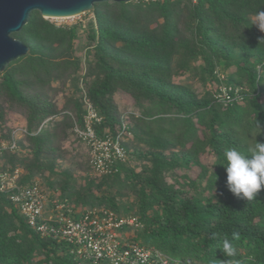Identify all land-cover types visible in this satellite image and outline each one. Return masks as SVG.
I'll list each match as a JSON object with an SVG mask.
<instances>
[{
	"label": "trees",
	"instance_id": "1",
	"mask_svg": "<svg viewBox=\"0 0 264 264\" xmlns=\"http://www.w3.org/2000/svg\"><path fill=\"white\" fill-rule=\"evenodd\" d=\"M179 1L191 2V0ZM209 1L199 0V4L194 5L195 16L199 18L196 30L201 37L202 51L206 53L203 46H208L219 54L223 53L224 49L220 41L214 39L213 31L209 29L208 16L205 14L204 6ZM219 1L220 3L213 4L216 11L210 7L209 11L213 10L215 14L223 12L225 17H232L226 12L227 5L252 7L253 14L264 6V0ZM103 4L113 9H120L122 16L127 19L142 13L150 15L152 19L164 17L165 21L162 24L166 25L170 33H162L161 44L153 43V48L148 50L145 48L146 44L152 41L144 39V44L140 46L145 48L146 53H154L156 47L161 51V47L174 46L176 39L172 32L174 25H172L171 10L173 0H156L148 3L135 1L97 3L94 10L97 11L98 20L101 22V37L104 39L115 35V32L110 25L104 26L105 13L98 9ZM145 5L151 6L150 14L144 12ZM136 6H140L141 9L137 11L136 8L135 12L133 7ZM37 14L39 12L34 11L24 29L13 34L31 47L30 54L14 61L4 73L0 74L3 77L2 85L10 90L13 97L23 102L24 95L19 90L11 69L19 66L20 73L24 74V72L36 71L39 65L45 67L50 64L55 70L56 63L50 58L54 43L71 42L77 36L76 26L69 28L56 26L44 18H39ZM235 21L237 25L231 28V33L234 35L231 36L235 40L246 38L251 42H257L262 37L254 30L245 37L243 30L239 29V24L248 21L242 18H237ZM123 40L130 44L126 45L130 50L137 49L138 52H143L141 47H134L132 41L135 40L131 42H127L126 38ZM78 61L76 68L79 67ZM236 66L241 69L251 86L252 94L249 91L243 100L225 105L214 102L213 98L193 101L160 93L156 102L162 106L167 102L170 106H168L169 110L165 111L163 108L154 110L139 103L140 115L137 116L134 113L119 112L117 105L112 103L113 95L122 86H131L135 91L144 90L147 87L146 83L134 74L121 73L107 61L104 54H101L91 71L85 74L77 73L75 114L70 111L72 117L68 114L64 116L72 118L73 134L86 146L75 131L76 123L83 125L86 114L84 102L86 92L89 100L103 117L102 122L96 127L99 134L102 135L106 131L116 134L126 123L128 131L122 137V141L128 152V160L119 162L117 171L100 175L92 167L86 146L93 177H87L80 187L75 183L77 179H69L66 185H59L48 192L35 178L33 168L29 169L28 166L29 171L23 172L22 182L25 184L40 182L50 200L49 206L57 200L77 209V205L93 201L92 205L99 203V208L112 209L120 216H124L119 212L122 208L128 213L132 211L131 204L122 207L117 200L119 197L128 198L125 190L130 188L138 197V203L133 204L134 212L124 217L137 218L142 227V229L138 227L137 230L145 234L143 240H140L131 233L123 232L125 227L134 226L122 227L121 232L126 234L130 242L155 247L165 254L181 258L184 264H223L227 260L232 261V264H264V189L252 201L237 199L226 186L227 174L224 168L226 149L235 148L250 157L249 149L254 147L257 141L264 142V61L251 62L250 65L244 61ZM94 73H97L99 78L91 82L89 77ZM126 80L128 85L126 82L123 83ZM81 81L85 83L86 88L81 86ZM228 83L240 85L231 80V77L228 78ZM148 88L151 90L150 87ZM144 93L146 94L145 91ZM31 107L32 114L28 115V122L25 125L29 133L25 134L23 139H19V147L15 151L6 150L0 155V170L7 168L14 170L17 164L25 159L26 154L23 152L28 147L25 146L26 144L21 145L22 140L36 143V150L42 151L48 133L52 131L51 124L58 126L62 118L63 121L66 119L64 116L58 119L52 118L55 113L52 114L50 109H40L33 103ZM48 118H50L48 125L43 126ZM12 133L4 134L0 142L11 141ZM138 137L147 143L149 151L143 152L141 149L132 148V143ZM168 149L174 151L166 154L165 150ZM141 159L146 160L147 163L142 171H137L133 164L136 161L140 162ZM6 160L10 164H6ZM181 167L185 169L198 167L199 173L195 176L188 172L179 175L176 170ZM59 188L63 190L62 193L58 192ZM234 231L240 233L239 240L232 239ZM213 233L218 235L213 238ZM225 237L236 248L233 257H227L220 249ZM250 256L254 257L253 261L248 260ZM0 264H92V262L78 257L73 251V246L68 242L42 236L29 225L27 218L9 196L0 193Z\"/></svg>",
	"mask_w": 264,
	"mask_h": 264
},
{
	"label": "rangeland",
	"instance_id": "2",
	"mask_svg": "<svg viewBox=\"0 0 264 264\" xmlns=\"http://www.w3.org/2000/svg\"><path fill=\"white\" fill-rule=\"evenodd\" d=\"M173 1L171 10L173 11L172 25L174 26L172 28L174 30L172 32H174L176 42H174L173 47H161V51L156 47L154 53H146V50L153 48V43L155 45L161 44L160 35L162 33H170L166 25L162 24L165 21L164 17L152 19L149 17L150 15L147 16L142 13L127 19L122 16L120 9H113L106 4L100 5L98 9L104 12L103 15L106 16L103 22L105 23L104 26L110 25L115 32V35L103 39L101 37V22L98 20L96 10L63 18H44L39 12L37 14L39 18H44L56 26L67 28L76 26L77 36L71 42L56 41L54 43V50H52L50 58L57 64H55V70L51 68L52 65L50 64L45 67L39 65L36 71L24 72V74L20 73L19 66H14L11 69L18 88L24 95V102L13 97L10 90L2 85L3 77L0 75V138L4 137V134L9 135L10 133L11 135L15 128L25 127L28 122V115L32 114V103L38 105L40 109H50L52 114L55 113L52 118H62L65 114L72 117L70 111L75 114L77 107L75 103L78 87L77 73L85 74L87 71H91L101 54H104L107 61L121 73L134 74L138 79L144 80L147 85L144 90L136 91L131 86L120 85L122 87L114 93L112 100V103L117 105L119 112L134 113L139 116V103L154 110L163 108L167 111L169 110L167 102H164V106L156 102L160 93H167L185 100H211L218 87V77L221 75L226 76L227 79L231 77V80L247 89L245 94L248 93L251 86L241 69H238L236 65L239 66L244 61L247 65H250L251 62L264 61V42L259 43L261 37L257 42H251L246 38L235 40L232 37L234 35L231 33V28L237 25L235 19L242 18L248 21V23L240 22L239 24V29L243 30L245 37L253 30L264 37V32L252 24V17L255 15L251 12L252 7L243 8L235 4L227 5L226 12L232 17H225L223 12H216L215 14L213 10L209 11V7L214 9L213 4L220 3L219 0H210L204 6L205 14L208 16L209 29L213 31L214 39L220 41V45L224 49L223 53L217 54L208 46H203L206 53L201 49V37L196 30L199 18L195 16L194 8L195 4H199V0H191V2ZM145 7L144 12L150 14L151 6L145 5ZM136 8H138L137 11L141 9L140 6H136L133 7L134 11ZM261 10H264V6ZM16 37L20 38L19 36ZM123 38H126L127 42L135 40L132 41L134 47H141L140 44L143 45V40L146 38L152 42L146 44V50L141 47L143 52H138L137 49L130 50L126 46L130 44L125 43ZM99 45L102 47L100 48ZM77 60H79L78 68H76ZM100 75H103L102 72ZM89 78L91 82H94L99 77L97 73H94ZM125 82L128 85V81L123 83ZM81 86L86 88L83 81H81ZM50 118L48 119L50 120ZM65 118V121L62 118V122L58 126L51 124L52 129L49 127V130L52 131L48 133V139L42 151L36 150L37 145L34 142L25 140L21 142V145L26 144L28 149L24 150L23 153L26 154V157L17 164L16 168H20L24 173L33 168L35 178L48 192L59 185H66L69 179H77L75 183L80 187L87 177H93L86 154L87 148L73 134L72 118L67 116ZM23 138V135L19 136L20 140ZM132 148L141 149L143 152L150 150L147 143L140 140V137L132 143ZM175 150L177 151V149ZM172 151L174 149H168L165 150V153L170 154ZM3 162L5 163V161ZM146 163V160L141 159L140 162L136 161L133 165L137 171H142ZM6 164L10 163L6 160ZM176 171L179 175L188 172L195 176L199 173L198 167L191 169L181 167ZM58 181L60 182L58 183ZM62 191L59 188L58 192L62 193ZM125 191H127L128 198L119 197L117 199L119 205L127 207L131 204L133 208L129 213L125 208H122L119 212L124 216L134 212L133 204L138 203V197L132 193L130 188ZM92 202L87 201L85 204L77 205V215L85 208L100 207L99 203L92 205ZM137 229V226L125 227L123 232L131 233L143 240L145 234L138 231L142 227ZM165 255L175 259L177 264H184L179 257Z\"/></svg>",
	"mask_w": 264,
	"mask_h": 264
},
{
	"label": "built area",
	"instance_id": "3",
	"mask_svg": "<svg viewBox=\"0 0 264 264\" xmlns=\"http://www.w3.org/2000/svg\"><path fill=\"white\" fill-rule=\"evenodd\" d=\"M153 1L156 0H135L138 3ZM218 78V87L213 93L214 102L227 105L243 100L247 89L228 83L224 75ZM84 102L86 114L83 125L76 123L75 131L88 147L95 172L100 175L113 173L118 170V163L127 161L129 157L122 141L128 127L124 123L123 129L116 134L108 131L99 134L96 127L103 117L86 92ZM27 133L26 127L15 128L11 141L0 142V155L6 150L15 151L19 147V136ZM22 177L20 168L0 170V193L9 196L31 227L42 236L68 242L78 257L92 264H177L175 259L155 247L130 242L126 234L121 232L126 225L140 227L137 218L120 216L109 208L86 209L77 215L74 206L57 200L49 206L50 200L40 182L25 184Z\"/></svg>",
	"mask_w": 264,
	"mask_h": 264
},
{
	"label": "water",
	"instance_id": "4",
	"mask_svg": "<svg viewBox=\"0 0 264 264\" xmlns=\"http://www.w3.org/2000/svg\"><path fill=\"white\" fill-rule=\"evenodd\" d=\"M131 3L135 0H0V74L31 47L13 34L21 32L34 11L44 18L73 17L93 11L97 3Z\"/></svg>",
	"mask_w": 264,
	"mask_h": 264
},
{
	"label": "clouds",
	"instance_id": "5",
	"mask_svg": "<svg viewBox=\"0 0 264 264\" xmlns=\"http://www.w3.org/2000/svg\"><path fill=\"white\" fill-rule=\"evenodd\" d=\"M252 24L256 25L261 32H264V10L257 12L252 17ZM264 42L261 37L259 43ZM250 157L245 156L235 148L226 149L225 171L227 174L226 186L228 190L239 200L252 201L264 189V142H256L254 147L249 149ZM218 234L213 233V238ZM233 240L240 239V233H232ZM227 257H233L236 254V248L232 242L225 237L220 248ZM253 261L254 257H248ZM223 264H232L227 260Z\"/></svg>",
	"mask_w": 264,
	"mask_h": 264
}]
</instances>
